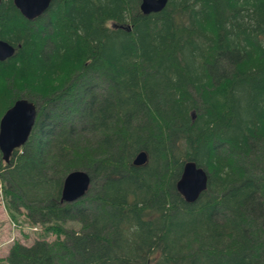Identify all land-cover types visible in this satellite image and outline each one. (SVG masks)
<instances>
[{"label": "trees", "instance_id": "16d2710c", "mask_svg": "<svg viewBox=\"0 0 264 264\" xmlns=\"http://www.w3.org/2000/svg\"><path fill=\"white\" fill-rule=\"evenodd\" d=\"M0 39L14 47L0 61L4 108L41 104L25 143L0 154L3 189L61 236L15 241L5 264H264V0L147 14L139 0H51L32 20L0 0ZM61 100L80 104L83 125L54 135ZM185 160L207 175L191 203L175 189ZM74 169L90 185L60 202Z\"/></svg>", "mask_w": 264, "mask_h": 264}, {"label": "water", "instance_id": "95a60500", "mask_svg": "<svg viewBox=\"0 0 264 264\" xmlns=\"http://www.w3.org/2000/svg\"><path fill=\"white\" fill-rule=\"evenodd\" d=\"M13 6L27 20H32L45 12L51 0H11ZM167 0H139V10L143 14L158 12ZM14 47L0 39V61L12 56ZM37 108L26 98H18L7 107L0 116V154L4 162L8 161L13 149L27 140L33 127ZM144 150L138 151L131 160L135 166L146 162ZM206 171L192 160L183 161L175 189L185 202L191 203L206 189ZM90 185V177L81 169L70 170L65 174L60 189V202H73L81 198Z\"/></svg>", "mask_w": 264, "mask_h": 264}, {"label": "rangeland", "instance_id": "374dc122", "mask_svg": "<svg viewBox=\"0 0 264 264\" xmlns=\"http://www.w3.org/2000/svg\"><path fill=\"white\" fill-rule=\"evenodd\" d=\"M90 83L92 84L90 87L91 89H94V92L97 91L99 93L101 91L102 87L100 80H93L90 81ZM63 100H65V98ZM63 100L54 104L52 107L53 109L49 108L51 109L50 114L56 115L52 120L51 125L48 126L50 128L53 127L52 132L54 135L57 133L59 127L60 129L63 128L64 130H67L68 126L70 127L72 124L74 125V131H78V127L83 125L82 120H79L80 104H72L70 101ZM4 101L0 100V116L5 109ZM82 101L83 100L79 98V103H82ZM39 103V101H36L35 106H40L41 104ZM83 107L85 108V106ZM60 108H64L65 110H61ZM3 184L4 181L0 176V258L4 257L9 246L15 241L29 244L38 238H44L47 242L53 241L56 237L59 239L61 238V236H55L56 233H54L55 231L52 232V229L45 232L41 227L42 225L34 223L32 221L34 218L27 214L26 209L22 205L18 203H10V197L5 193ZM15 204L16 206L14 208L13 206ZM58 224H60L62 228L72 230H77L80 225L74 220H65ZM0 264H5V261L0 259Z\"/></svg>", "mask_w": 264, "mask_h": 264}, {"label": "bare ground", "instance_id": "6f19581e", "mask_svg": "<svg viewBox=\"0 0 264 264\" xmlns=\"http://www.w3.org/2000/svg\"><path fill=\"white\" fill-rule=\"evenodd\" d=\"M36 118V117H35ZM35 122V121H34ZM34 125V124H33ZM33 128V127H32Z\"/></svg>", "mask_w": 264, "mask_h": 264}]
</instances>
